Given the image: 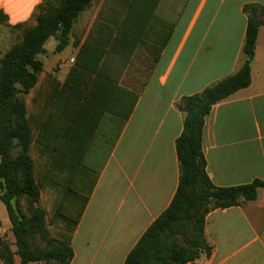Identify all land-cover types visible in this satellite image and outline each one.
<instances>
[{
    "label": "trees",
    "instance_id": "1",
    "mask_svg": "<svg viewBox=\"0 0 264 264\" xmlns=\"http://www.w3.org/2000/svg\"><path fill=\"white\" fill-rule=\"evenodd\" d=\"M58 1L57 7L41 6L36 26L24 28L21 41L0 57V201L7 207L21 264L43 260L71 264L72 236L100 175L90 194L83 196L81 189L90 175L83 165L108 142L113 126L124 128L138 99L137 93L119 85L116 73L128 65L137 44L145 42L146 0H104L64 83L46 73L37 57L51 37L59 41L57 51H63L71 37L78 47L87 30L77 35L81 14L92 13L102 0ZM244 12L248 19L245 62L238 73L178 103L184 115V130L176 141L179 187L171 205L148 228L125 264H189L202 255L210 256L206 216L253 202L264 188L260 179L242 186H214L203 150L205 120L212 108L251 84L264 9L247 5ZM5 20L0 13V22ZM39 83L31 110L26 96ZM48 190L54 196L49 212L41 205ZM78 204L79 216L73 218ZM68 224L72 226L65 230ZM37 235L51 246L43 254L32 242ZM14 255L0 247L3 264H15Z\"/></svg>",
    "mask_w": 264,
    "mask_h": 264
},
{
    "label": "crops",
    "instance_id": "2",
    "mask_svg": "<svg viewBox=\"0 0 264 264\" xmlns=\"http://www.w3.org/2000/svg\"><path fill=\"white\" fill-rule=\"evenodd\" d=\"M52 1L57 0H0V13L6 17L0 22V57L21 41L24 28L36 26L41 6ZM103 2L92 13L81 14L77 35L87 30L78 47L72 40L77 54L64 69L46 72L59 82L67 79L75 64L71 60ZM194 2L146 0L145 42L137 44L128 68L116 73L119 85L137 93L138 99L124 128L118 124L110 133L115 143L73 233L71 264H125L179 187L176 141L184 130V115L178 103L238 73L245 62L244 8L264 9V0ZM40 87L30 93L32 98ZM203 150L214 186L264 181V25L251 63V84L212 108L205 120ZM0 219L9 224L1 202ZM205 240L212 247L210 256L189 264H264V188L253 202L211 211ZM15 264H21L19 258Z\"/></svg>",
    "mask_w": 264,
    "mask_h": 264
},
{
    "label": "rangeland",
    "instance_id": "3",
    "mask_svg": "<svg viewBox=\"0 0 264 264\" xmlns=\"http://www.w3.org/2000/svg\"><path fill=\"white\" fill-rule=\"evenodd\" d=\"M195 2L193 3V5L195 4ZM58 4H59L58 0L47 2L45 8L48 9L49 7H57ZM176 14L177 13H174V16L169 17V22H168L169 25L174 23L173 20L175 19ZM73 39L74 38L71 37V43L63 51H57L56 49L59 43L57 38L51 37L46 42L44 46L45 52L38 55L37 57V59L40 60L44 64L45 72L51 73L54 70V68H56L57 66L60 67L61 69H64V63L65 62L69 63L70 58L77 54L74 46L72 45ZM126 67L128 68V65ZM33 93L27 97L28 106L30 107L31 110L33 109V105H32ZM114 143H115V134L112 133L109 137L108 142H105L102 146H100L99 148L93 151L92 156H90L89 158L90 159L89 161H91L92 159L91 163H89L88 161L86 164L83 165V167L86 170L90 171V175L85 181L81 189V194L83 196H88L90 194V191L92 190V187L94 185V181H95L94 179L98 176L101 169L103 168L104 163L106 162V160L108 159L111 153V150L113 148L112 145H114ZM53 197L54 196L51 195V191L49 190L46 192L44 191L43 196H42L41 205L48 212L51 211L52 209L53 200H54ZM0 202L3 203V205L5 206L7 210V207L4 204V202L2 201ZM13 205L16 208V201H13ZM22 205L25 206L24 201L22 202ZM80 208H81V205L78 204L76 209L72 211L71 215L73 218H77L79 216ZM7 214H8V223H9L8 225L5 226L0 219V247L4 249L6 248L8 249V251L15 254L14 262L16 258H19L20 263H21V258L17 254L18 253L17 239L13 231V225L10 221L8 211H7ZM49 219H50V215L48 213V221H50ZM71 226L72 224L66 225L65 230H70ZM1 231H3V233ZM51 231H52V236L56 237L55 230L52 228ZM33 239L34 240L32 242H33V245L36 247L37 252L40 251L43 254L44 251L51 249V246L46 241H43L38 235L35 236ZM168 240L169 239H167L166 241ZM30 264H57V263L48 262L47 260H43L40 262L30 263Z\"/></svg>",
    "mask_w": 264,
    "mask_h": 264
},
{
    "label": "built area",
    "instance_id": "4",
    "mask_svg": "<svg viewBox=\"0 0 264 264\" xmlns=\"http://www.w3.org/2000/svg\"><path fill=\"white\" fill-rule=\"evenodd\" d=\"M71 62H72V63H75V59H72Z\"/></svg>",
    "mask_w": 264,
    "mask_h": 264
}]
</instances>
